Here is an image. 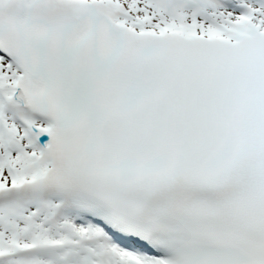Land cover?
Returning <instances> with one entry per match:
<instances>
[{
    "label": "snow or ice",
    "instance_id": "6c2138e0",
    "mask_svg": "<svg viewBox=\"0 0 264 264\" xmlns=\"http://www.w3.org/2000/svg\"><path fill=\"white\" fill-rule=\"evenodd\" d=\"M0 264H264V0H0Z\"/></svg>",
    "mask_w": 264,
    "mask_h": 264
}]
</instances>
